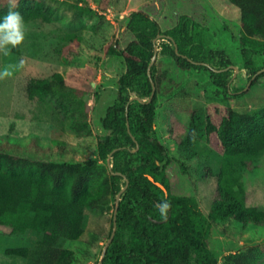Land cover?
<instances>
[{"label":"rangeland","instance_id":"1","mask_svg":"<svg viewBox=\"0 0 264 264\" xmlns=\"http://www.w3.org/2000/svg\"><path fill=\"white\" fill-rule=\"evenodd\" d=\"M42 1L55 9L53 20L25 24V39L17 51L12 49L8 57L0 55V70L24 61L23 69L0 80V149L25 148L36 142L47 152L107 166L97 143L111 133L103 128L102 119L118 100L119 78L125 72L122 59L107 53L108 45L123 49L134 39L126 28L132 11L146 12L162 31L186 15L199 25L197 33L205 47L230 61V94L217 95L208 70L181 68L168 53L167 41L160 39L154 61L160 79L154 137L168 157L164 166L171 193L194 197L201 212L208 215L222 147L216 133L188 148L181 144L191 114L200 110L217 126L228 110L242 114L264 107V74L253 73L264 65V53L253 57V70L243 67L239 10L227 0ZM3 6H8L7 0H0ZM258 10L264 30V5H258ZM217 58L207 61L210 68L218 67ZM54 74L60 75L62 85H55L44 100L28 99L26 85L31 79ZM242 184L247 206L264 210V155L243 169ZM115 201L116 195L85 199L77 208L84 215L80 237L63 240L58 247L41 243L38 234L14 233L0 226V264H58L63 249L73 252L71 264H99L112 231ZM205 242L217 264H223L227 255L244 253L264 261V223L217 221L211 223ZM12 247H26V257L7 255L5 250ZM251 248L255 250L249 252Z\"/></svg>","mask_w":264,"mask_h":264},{"label":"trees","instance_id":"2","mask_svg":"<svg viewBox=\"0 0 264 264\" xmlns=\"http://www.w3.org/2000/svg\"><path fill=\"white\" fill-rule=\"evenodd\" d=\"M227 1L240 14L243 67L253 70V57L264 53L262 15L258 10L264 0ZM15 10L22 15L25 24L38 19L50 22L55 16V9L42 0H18ZM7 12L8 6L0 7V19ZM126 28L134 37L132 41L123 49L113 43L108 45L107 53L122 59L125 72L119 78L118 100L108 107L102 119L103 128L111 133L97 143L101 159L106 160L112 152L111 168L99 166L94 160L76 161L58 152H47L36 142L25 148L2 147L0 226L14 233L38 234L41 243L58 247L63 240L78 239L83 231L84 215L77 211L78 206L92 195H117L121 185H125L121 180L126 178L128 185L118 203L117 228L102 258L103 264H217V257L205 242L211 223H264V210L247 206L242 184L243 169L264 155V107L242 114L228 110L217 126L200 110L191 114L181 144L188 148L216 133L222 147L215 198L205 216L194 197L171 193L165 166L158 165L164 158L160 143L154 137L160 79L155 63L149 67V62L155 44L160 46L157 42L165 40L168 53L181 68L196 72L208 70L217 95L223 96L230 94V61L222 57L221 52L213 53L205 47L197 33L199 25L186 15H181L173 27L162 31L146 12L135 10L129 14ZM174 42L178 44L180 55L175 53ZM215 56L219 72L207 63ZM263 68L264 65L253 73ZM263 74L264 71L260 75ZM150 79L155 83V92L149 100ZM55 85H62L58 74L31 79L26 85L27 97L44 100ZM133 96L140 97L142 102L129 101ZM164 201L171 205L166 217L158 210V205ZM5 253L26 257L27 248H7ZM252 255H227L223 264H264L258 255ZM73 258L71 250L63 249L57 262L71 264Z\"/></svg>","mask_w":264,"mask_h":264},{"label":"clouds","instance_id":"3","mask_svg":"<svg viewBox=\"0 0 264 264\" xmlns=\"http://www.w3.org/2000/svg\"><path fill=\"white\" fill-rule=\"evenodd\" d=\"M8 12L0 19V55L8 57L12 49L20 46L25 39L26 26L22 15L15 9L18 7V0H7ZM24 61L15 64H8L0 70V80L10 78L14 72L23 69ZM171 205L164 201L158 205L162 217H166Z\"/></svg>","mask_w":264,"mask_h":264},{"label":"water","instance_id":"4","mask_svg":"<svg viewBox=\"0 0 264 264\" xmlns=\"http://www.w3.org/2000/svg\"><path fill=\"white\" fill-rule=\"evenodd\" d=\"M154 42H156V39L154 40ZM174 50H175V53L177 55H180V53L178 52V46L176 45L175 42H174ZM156 54H157V45L155 44L153 56H152V58H151V60L149 62V67L154 63L155 58H156ZM262 71H264V68L259 70L257 72V74L261 73ZM148 76L150 77V73H148ZM254 77H255V75L252 76V78L249 81V83L252 81V79ZM150 82H151L152 90H151V95H150L149 100L152 98V96H153V94L155 92V83H154V81L152 79H150ZM132 99H136V100H139L140 102H142V99L139 98V97L130 98L129 101H131ZM127 126H128V124H127ZM132 138H134V137H132ZM159 148H160V150H161V152L163 153V156H164L163 161L162 162H158V165L162 168L164 166V164L167 162L168 157L166 155V152H165L164 148L161 145H159ZM111 154H112V152L110 154H108L107 159H106V163H107V166L109 167V169L111 168V164H110ZM125 180H126L125 185L120 189L119 193L116 195L115 207H114L113 218H112V231H111L110 237L107 240V243L105 244V246H104V248L102 250V255H101V259L99 261V264H103L102 263V258H103L104 254H105V251H106V248H107L108 244L110 243L111 239L114 237V234H115V231H116V228H117L116 215H117V209H118V203H119V200H120V195H121V193L124 191V189L128 185V180L126 178H125Z\"/></svg>","mask_w":264,"mask_h":264},{"label":"flooded vegetation","instance_id":"5","mask_svg":"<svg viewBox=\"0 0 264 264\" xmlns=\"http://www.w3.org/2000/svg\"><path fill=\"white\" fill-rule=\"evenodd\" d=\"M214 71L218 72V71H221V70H216V69L214 68ZM229 82H230V80H229ZM228 84H229V83H228Z\"/></svg>","mask_w":264,"mask_h":264}]
</instances>
